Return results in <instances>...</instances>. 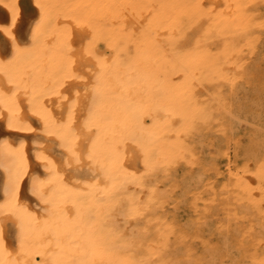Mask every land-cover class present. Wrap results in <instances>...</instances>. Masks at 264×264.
<instances>
[{
	"label": "bare ground",
	"instance_id": "bare-ground-1",
	"mask_svg": "<svg viewBox=\"0 0 264 264\" xmlns=\"http://www.w3.org/2000/svg\"><path fill=\"white\" fill-rule=\"evenodd\" d=\"M0 264H264V0H0Z\"/></svg>",
	"mask_w": 264,
	"mask_h": 264
}]
</instances>
